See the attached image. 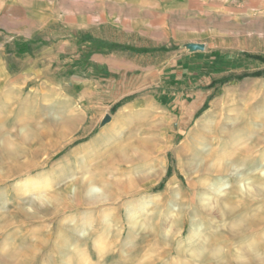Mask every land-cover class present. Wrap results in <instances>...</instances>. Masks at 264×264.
<instances>
[{"label": "rangeland", "instance_id": "rangeland-1", "mask_svg": "<svg viewBox=\"0 0 264 264\" xmlns=\"http://www.w3.org/2000/svg\"><path fill=\"white\" fill-rule=\"evenodd\" d=\"M11 1L0 0V16L23 15V0L9 12ZM90 1L30 0V9L79 15L76 28L68 30L63 24L44 31L41 37L55 40L59 48L44 56L29 57L19 51V42L0 49L10 66L0 82V147L8 145L17 153L13 161L0 149V264H60L57 237L71 219V225L79 226L91 219L84 226L90 232L78 244L93 264L132 260L131 253L120 257L113 244L118 229L128 252L146 246L138 261L158 258L156 264H177L187 257L177 250L180 245L187 248L195 221L219 227L213 241L224 248L213 264H264V195L255 198L232 187L227 195L221 194L231 210L226 219L216 208L204 209L198 198L188 201L207 187L201 184L205 177L199 178L198 168L191 164L199 119L226 103L225 128L244 137L240 148L264 136V76L239 77L264 69L263 61L248 57H264V0ZM197 44H203L204 51L183 63ZM97 55L106 61L93 63ZM28 64H40V73L28 75ZM104 130L111 140L96 144L88 157L87 146ZM240 156L243 171L261 162L260 153ZM84 165L95 172L103 169L99 175L109 188V195L93 205H79L76 197L75 184ZM32 177L43 179L40 186L28 184L20 192L19 182ZM220 177L229 189L233 176ZM128 178L138 180L139 191L124 192ZM249 178L264 183L259 171ZM172 181L183 196L167 198ZM38 193L44 198L59 194L60 204L66 198L69 208L61 204L58 211L50 201L37 199ZM159 195L167 200L162 205L161 199L154 201ZM140 202L138 219L148 232L140 229L135 243L129 244L126 210ZM211 203L216 206L213 197ZM156 215L163 217L166 240L149 231ZM239 217L240 227L233 224ZM182 228L183 234L178 233ZM100 236L106 249L102 259L93 242ZM250 238L256 239L254 254L238 259L235 249ZM71 264H77L76 258Z\"/></svg>", "mask_w": 264, "mask_h": 264}, {"label": "bare ground", "instance_id": "bare-ground-1", "mask_svg": "<svg viewBox=\"0 0 264 264\" xmlns=\"http://www.w3.org/2000/svg\"><path fill=\"white\" fill-rule=\"evenodd\" d=\"M228 106L226 103H222L220 105H217L213 111H211L207 116L199 119L197 122L196 131L193 132V136H192V140L194 142V145L192 144L193 146H191V148L194 147V149H192V150H194V152L192 153L193 155H192V159H191L192 160L191 164L192 163L195 164L196 167L198 168L197 172H198L199 178L205 177V180L202 181L201 184H203L204 186L206 185L207 187L204 188L203 194H201L199 196L198 195L197 196L196 195L188 196V201L196 200L198 198L202 202V207L206 210L212 211L213 209L216 208V211L218 212L217 214L220 215L223 219H226L227 217H229L231 210L228 206H226L222 203L221 194L227 195L228 193H230V189L232 187H233V189H235L237 191H239L240 189L242 191H246V192L248 191V193H250L251 196H255V198L259 195L260 196L264 195V183L261 182V183L256 184L253 182L254 183L253 184L251 182L253 180H251L249 182V180H250L249 176L254 174V172L259 171L260 173H262L264 175V168H262L264 166V136L263 137H261V136L257 137L255 139V141L253 143H251L250 145L244 146V148H240L239 146L242 144L244 137H242V135H239L235 130L229 131L227 128H225V126L227 124H229V121L226 120V118H224V115L227 113L225 111L228 108ZM123 113H125V112H123ZM125 114H127V113H125ZM128 114H129V112H128ZM121 115H123V114H121ZM123 116L125 117L126 115H123ZM109 124H110V122H109ZM107 125H108V123H107ZM65 126H67V125H65ZM182 129H183V127L181 128V130ZM165 138H166V136H165ZM107 139L111 140V138H109V136L107 134V131L104 130L102 132L101 136L98 137V140H96V143H93V144H90L89 146H87L86 151H87L88 157L91 154V150H93V148L95 147L96 144L103 143V141L107 140ZM192 140H191V142H192ZM3 142L6 143L4 140H3ZM207 144L210 145V149L209 150L207 149L208 151L205 150V147L207 146ZM166 147L167 148L171 147V145L167 144ZM1 148L3 149L2 152H4L6 154L5 157H7V155H8L11 158V160H13L15 157H17V153L15 152L13 147H8V145L4 146V144H3V147H0V149ZM252 151H254L255 153ZM242 152H250V155L260 153L261 162L259 164H257L255 167H253L252 169H249L247 171H243L244 167H246V166H245V162L240 161V159L242 158L240 156V154H242ZM180 153H181V150L180 151L177 150V154L179 155ZM182 154H184V153H182ZM247 154H249V153H247ZM124 157H126V156H124ZM247 158H248V156H247ZM241 160H243V159H241ZM13 161H15V160H13ZM86 161L87 160H84V163ZM5 163L6 162L4 161L3 164H5ZM7 163H8V160H7ZM84 166L82 167V170H81L82 176L77 177V180H76V184H75L76 197L78 198L77 201H78L79 205H84V204H86V205L92 204L93 205L94 203L96 204L98 201L99 202L102 201V199H104L103 197L106 196V194L109 195V193H108L109 188H107L108 186H107V183L105 182V180L101 179V177H104V176L99 175V174H104L103 169L98 168L99 170H97V171H99V172H95V171H93L94 169L93 170L89 169V167H87L88 165L85 167ZM226 173H230L233 176V178L230 182L231 186L229 189L224 188V186H225L224 182L225 181L221 179L222 177H220ZM215 178H216V180L213 182V180ZM41 181H43V179H41V177H32V178L25 179L24 181L19 182V185L21 186V189L19 191L20 192L23 191L25 189V186H27L28 184H32L33 186L35 185V187H37L38 185L40 186ZM211 183H213V184H211ZM70 187L71 186H69V188ZM139 188H140V185H139L137 179L135 180L134 178H128L127 184H125V186H124V192L134 193V192L139 191ZM40 194L41 193L37 194V196H38L37 199L41 200V202H45V200L50 201L53 204L52 206H54V209L56 208L58 211L60 208L59 205H61V204L62 205L64 204L67 206V208H69L68 204H70V201L68 203L66 198L63 199L64 203L60 204L59 194H57V195L52 194L50 196H46L45 198L41 197ZM177 194H179L180 196H183L181 187L177 186L175 184V181H172V184L169 187V192L167 194V198L169 197L170 199H173V198L175 199ZM211 197L214 198L216 206L212 205ZM161 198H162V195L156 196L154 198V201H157V200L159 201ZM258 198H260V197H258ZM162 199H161L162 203H161V201H159L161 203V205L163 204V202L167 201V200H165L166 198L164 199V201ZM141 204H142L141 202L138 204L137 203L136 204H130V205H128L127 210H126L127 211V220H128L127 222L129 223V226H130V230L128 232V235H129L128 243L129 244L135 243V240L140 235V229H142L146 225L145 222H142L141 220L138 219L140 212L143 210V209H141V210L138 209L140 206H142ZM159 217H160L159 215L152 217V220L157 219V221L151 223L152 226L149 227V231L151 233L153 232L152 234L157 236L158 238L159 237L161 238V235L163 236L161 231H162L165 223L162 222L163 219H161V218H163V217H160V218ZM86 219H87V217H85V220ZM88 220H91V219H88ZM87 221H83V222L88 223ZM241 221H243V220H241V217L235 218L233 220V224L238 225L240 227ZM73 222H74V220L71 219L69 221V225L66 227L64 226L63 229L60 231V233L59 234L57 233L58 234L57 238H59V242H60V246H59V255L60 256L58 255L60 257L59 258L60 264H71V260H74V258H76L77 264H93L92 263L93 260L90 261L89 260L90 257L85 256L84 250L82 249L81 245L78 244V242L81 243L82 238L85 237L88 234V232H90V231H87V228L89 229V227H87V228L84 227L86 225V223L83 224L84 226H79L76 223L71 225ZM173 223H174V226L178 227L179 220L176 219L175 222H173ZM206 224H207V226H205ZM206 224H204L203 222L202 223L198 222V221H195L193 223V225L191 226V229L189 231L188 238H187V244H188L187 248L186 247L183 248L184 245L183 246L180 245L179 250H177L178 254L179 253L185 254L187 257L185 259H180L181 261L178 262L177 264H204L201 261L203 259V257H205L204 259L207 261L206 264H213L215 259L221 258L224 246H222V244L220 242L218 244L215 241H213V236L215 234V231L219 227L216 225H214V226L208 225V223H206ZM147 226H149V225H147ZM239 227H237V228H239ZM145 228H146V226H145ZM150 228H153L154 231L153 230L151 231ZM107 230L108 229L104 230V233H106ZM143 230L146 231L147 229L145 230L143 228ZM75 232H76V236L73 235V233H75ZM147 232H148V230H147ZM177 232L183 234V228L180 229V231L177 230ZM122 234H123L122 230L120 231V229H118L116 231L114 238H113V244L115 246L119 247L120 257H125L126 253H131V255H133L134 257L130 261H127V258H126V261H123V259L121 258V264H156L157 263L156 260L158 258L155 260H151L148 263H145V262L143 263L141 261H138L139 255L142 253L144 248H146V246L143 248H139V249H136V248L131 249V250L129 249V252H128V250L125 249L126 245L122 244V241H121ZM141 238H143V236ZM165 238L166 237H164V239ZM94 239H95L93 241L94 246L97 248V255H98L97 258L102 259L103 257H105V251H106L105 247L103 246V240L104 239L101 236L98 238L96 237ZM144 239H145V237H144ZM255 240L256 239H254V238L242 240L244 242H242L241 246L239 245V248L237 246L238 249H237V251L235 249L236 255L235 254L234 255L236 257H238V259H239L245 255L250 254V253L252 255V252L254 254V250H255L254 245L256 243ZM142 241H143V239H142ZM105 242H106V240H105ZM239 243H241V242H239ZM142 245H143V243H142ZM114 249H115V247H114ZM151 252H150V254H151ZM129 256H127V257L129 258ZM181 256L182 255H180V257ZM256 257H259V256H256ZM249 259L251 260L252 258H249ZM139 260H140V258H139ZM98 264H105V263L102 262V263H98Z\"/></svg>", "mask_w": 264, "mask_h": 264}, {"label": "crops", "instance_id": "crops-1", "mask_svg": "<svg viewBox=\"0 0 264 264\" xmlns=\"http://www.w3.org/2000/svg\"><path fill=\"white\" fill-rule=\"evenodd\" d=\"M17 0H12L9 2L8 5H10L9 12H12L13 5L16 3V5L20 4V2H16ZM30 1V0H29ZM29 1L21 2L22 5V16H16L14 14H10L8 16L1 15L0 16V49L5 48L7 44L12 42H19V51L27 54L29 57L32 53H37L38 55H45L47 52L54 51L55 48V40L52 41L50 38L41 37L44 31H46L50 26L56 25L58 27L67 26L68 30H72L75 27V25L79 22V15L71 13L69 16L60 13H57L55 11H47L45 8L41 10L37 9H30L28 7ZM92 3H95L94 0L90 1ZM18 3V4H17ZM25 6V8H24ZM81 20V19H80ZM77 22V23H76ZM91 36V35H88ZM92 37V36H91ZM92 41H89L88 44L91 45ZM47 44V45H46ZM66 44L70 45L69 42H66ZM88 45V46H89ZM203 46V44H201ZM35 46V47H34ZM37 46V47H36ZM59 50L56 49L55 51ZM35 51V52H34ZM204 51L203 48H197L194 49L192 52H188L183 60V63H186V61L191 60L192 56L197 55L196 52ZM4 57L0 53V82H2L3 78L1 77V74H4V72L8 73V69L10 66L8 65L7 61L3 59ZM42 57H39V59ZM44 58V57H43ZM44 62V59H42ZM93 63L94 62H105V57L103 55H97V57H93ZM108 61V60H107ZM39 65H27L28 68V75H32L35 77V75L39 74ZM187 65V64H186ZM184 66V65H183ZM38 69V70H37ZM189 73V72H188Z\"/></svg>", "mask_w": 264, "mask_h": 264}, {"label": "trees", "instance_id": "trees-1", "mask_svg": "<svg viewBox=\"0 0 264 264\" xmlns=\"http://www.w3.org/2000/svg\"><path fill=\"white\" fill-rule=\"evenodd\" d=\"M249 56L248 57H251V58H255V59H259L261 61L264 62V57L262 56H259V55H252V54H248ZM246 76H264V69L263 70H258V71H255L251 74H245V75H242V76H239L240 78H244ZM170 172H171V169L169 168L168 170V175H170Z\"/></svg>", "mask_w": 264, "mask_h": 264}, {"label": "water", "instance_id": "water-1", "mask_svg": "<svg viewBox=\"0 0 264 264\" xmlns=\"http://www.w3.org/2000/svg\"><path fill=\"white\" fill-rule=\"evenodd\" d=\"M197 48H203V46L201 44H197L193 47V49H197Z\"/></svg>", "mask_w": 264, "mask_h": 264}]
</instances>
